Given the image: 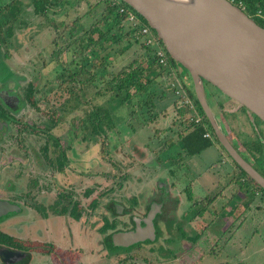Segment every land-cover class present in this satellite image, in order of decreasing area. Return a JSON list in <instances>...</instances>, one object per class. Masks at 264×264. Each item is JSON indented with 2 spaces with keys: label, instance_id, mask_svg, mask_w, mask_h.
<instances>
[{
  "label": "rangeland",
  "instance_id": "obj_1",
  "mask_svg": "<svg viewBox=\"0 0 264 264\" xmlns=\"http://www.w3.org/2000/svg\"><path fill=\"white\" fill-rule=\"evenodd\" d=\"M9 1L0 0V7ZM22 3L23 9L17 20H10L4 25L5 29L12 26L14 33L3 47L0 46V73L5 62L12 74L5 83L16 85L24 97L27 87L32 84L35 93L31 100L28 97L24 99L22 109L15 112L20 122L13 124L8 137L0 143V189L6 192L7 197L26 204L27 210L33 214L34 229H29L27 238H35V230L38 229L40 234L43 233V239L51 240L54 232L61 236L59 242L64 245L62 247H83V250L96 252L101 249L100 242L105 236L99 229L103 218L113 216L108 210L110 204L126 206L130 196H142L171 186L177 198H180L182 212L187 210L189 204L191 208L196 207V201L206 194V198L219 195L213 208L219 215L222 214V218L214 229H225L226 235L230 234L232 240L226 249L224 246L215 249L216 254H219L216 261L226 264L227 260L234 257L237 260H231L234 264H264V251H260L264 247V191L251 184L249 189L252 186L258 191H249L245 185L239 187L242 182L237 180L239 168L234 164L222 163L226 154H221L223 147L216 141L195 156L186 154L179 144V138L191 130L193 121L187 110L178 109L180 96L175 95L171 87L176 78L169 76V71L156 63L147 67L155 58L153 49L144 45L142 37L131 25L125 21L120 38L111 43L107 41L105 49L96 44L88 49L87 30L96 24L100 27L104 25L103 19L110 6L107 0L74 1L71 7L50 9L48 16L36 14L31 0H23ZM59 10L64 13H59ZM253 17L259 20L257 15ZM61 21L64 24L58 25ZM1 36H5L3 32ZM82 44L85 50L80 49ZM91 48L100 51V57L106 60L105 69L100 70L93 81L82 84L79 79L90 77L88 71L84 69L85 76H75L73 72L75 68L78 71L85 56L80 55V52L89 54ZM129 64L131 67L145 68V73L151 69L157 71V75L152 77L148 101H145L147 97H135L133 102L128 101L114 108L115 124L106 129V133L94 135L88 113L97 105L108 106L109 90L106 89V82ZM180 71L182 78H179L178 69L174 70L176 77L184 82L186 88L187 82L190 88H194L189 72L181 67ZM207 90L213 108L227 100L219 96L221 93L212 84ZM213 93H218L215 102L211 98ZM32 101H37V104L34 105ZM54 108L59 109L54 114L56 118L59 116V121L49 130L45 125L53 116ZM217 113L221 118L230 117L220 108ZM244 121L247 122V118ZM234 125L231 126L234 130L232 134L238 133L241 142L247 134L239 135L240 127ZM56 138L58 144H55ZM130 142L145 144L137 153ZM234 144L239 148L236 140ZM240 146L244 148L242 144ZM61 150L68 157L63 169L59 168L57 162ZM241 151L249 159L246 152L243 149ZM172 167L178 173L175 177L167 172ZM242 180L246 181L247 178ZM33 181H37V186H31ZM187 185L193 191V200H188ZM67 188L74 191V197L84 207L81 219L74 220L67 214L58 215L50 209L47 212L50 218H42L35 206L43 202L46 206L51 204L57 192ZM89 189H92L91 194L85 196ZM92 200L97 203L95 208L90 205ZM213 215L207 216L211 219ZM162 218L163 215L159 216L158 212L150 211L144 218L145 225L140 221V227L148 228L149 233H152L148 239L153 240L156 230L154 222ZM123 219L118 227L129 225L125 216ZM148 221L153 223L151 229ZM180 221L186 233H194L195 224L192 225L190 221L187 226L184 219ZM9 222L10 231L19 235V215L11 217ZM9 222L6 221V224ZM69 224L72 229L68 228ZM174 224L171 228L160 225L163 230L171 229V232L164 230L162 236L171 238L177 235L178 227ZM235 229L239 231L234 234ZM83 230H88L90 234L87 242L83 240ZM186 237L182 239L183 248L179 242L180 247H177V242H170L169 238L166 241L162 239L168 244L169 249L166 251L173 257L177 256L180 249L181 256L175 260L157 254L161 241L138 247L135 255L128 258H132V264H200L197 259L201 254L200 246H196L188 235ZM161 252H165V249ZM34 256L33 263L39 264L36 262L38 255ZM212 256L214 258V254ZM47 262L51 264L50 260ZM96 264L100 262L97 260ZM201 264H204V259Z\"/></svg>",
  "mask_w": 264,
  "mask_h": 264
},
{
  "label": "water",
  "instance_id": "obj_2",
  "mask_svg": "<svg viewBox=\"0 0 264 264\" xmlns=\"http://www.w3.org/2000/svg\"><path fill=\"white\" fill-rule=\"evenodd\" d=\"M155 30L170 56L191 75L196 97L222 145L264 189V176L248 163L221 130L205 97L203 82L264 121V27L230 0H122ZM20 209L0 200V217ZM151 227L153 223L147 222ZM148 228L113 233L115 245L150 237Z\"/></svg>",
  "mask_w": 264,
  "mask_h": 264
},
{
  "label": "flooded vegetation",
  "instance_id": "obj_3",
  "mask_svg": "<svg viewBox=\"0 0 264 264\" xmlns=\"http://www.w3.org/2000/svg\"><path fill=\"white\" fill-rule=\"evenodd\" d=\"M255 15H257V18H259V20H257L253 16L251 17L255 19L258 24L264 27V8L260 9L259 12L256 13ZM5 31H7V28L5 30H2L4 35H6ZM13 33H14V29H13ZM1 34H0V38H1ZM10 36L6 37L5 42L0 41V46L3 47V45L8 41ZM2 70L3 72L0 73L1 74L0 75V143H2L3 140L6 137H8L9 133L11 132L13 124L17 121L20 122L17 116L15 115V112L20 111L22 109L24 99L25 98L27 99V95L25 97L22 96V94L20 93L16 85H7L5 83V81L7 79H10L12 75L11 70L7 67L5 62H4V66H2ZM187 84L189 87L188 82ZM210 86L211 84L209 82L207 81L203 82L205 97L207 99V102L211 110L213 111L216 117V121L221 127V130L224 132L225 136L227 137L229 142L233 145V147L238 151V153L248 163H250L259 173H261L264 176V133H263L264 124L261 123L264 121L261 118H259L257 115H255L253 112H251L248 108L240 105L239 103L229 98L228 96H226L219 90L218 92L222 94L221 95L219 93L220 94L219 96H221L223 99L225 97L227 100L219 103L218 105L220 106H218L217 108L216 107L213 108V106L211 105L209 101V97L207 95V91H208L207 89ZM189 90H191L193 94L196 96L194 88L189 87ZM217 95L218 93L211 94V98L214 102H215V98ZM219 108L220 110H222L223 113L227 112L230 115V117L221 118L217 113V110H219ZM244 118H247V122L244 121ZM234 124H237L238 127H240L239 135L247 134V136L245 135L246 138L244 137L241 140V142L239 141L237 137L238 133L232 134L234 133L233 132L234 130L232 128L233 126H235ZM211 129H212L211 130L212 139L215 140L217 138L215 141L218 142L224 149V150L223 149L220 150L221 154L222 153L226 154L225 155L226 158L223 159L224 161H222V163H227V164L229 163L228 165L234 164L235 166L239 168V171H238L239 176L242 175L241 173L244 170L240 167V165H238V163L228 153L227 149L222 145L219 138L215 134V130L213 129L212 125H211ZM235 140L239 144V148L238 146L234 144ZM241 144L244 146V148L240 146ZM242 149L246 152L249 159L246 158L242 154V151H241ZM58 160H59V157L57 156V162ZM167 172L171 177H175L178 175L177 170H175L173 167L168 169ZM246 177H243V179L246 180ZM61 194L64 195V197H62V202H61L62 206H67L69 209L71 208L74 209L77 207L79 212H81L83 215L84 207H82V204L77 200V198L74 197V194H75L74 191L71 188H67V190L57 192L56 194L57 197L53 200L51 204L47 206L44 205V202L43 204H40V206L42 207L41 210H38L35 207L36 210L41 212L40 216L42 218L44 219L50 218V216L47 214L48 209L52 211L51 206L61 198L60 197ZM176 195L177 194L173 192L171 186L170 187L164 186V187H161L156 192L155 191L147 192L142 196H130L128 199L129 204L126 206H123L118 203H114V205L110 204L108 210L113 216H107V217L105 216L103 218V222L100 225L99 229L103 231L104 227L106 226L107 219H109L111 223L115 221L117 223L116 228L110 229L108 231H103L105 236L102 237L101 242H100L101 249L99 248L98 251L92 252V251L83 250L84 249L83 247L81 248H78L75 246L70 247V248L62 247L64 245L60 244L59 242L60 241L59 239L61 238V236L58 234H54V232L52 233L51 240L43 239L44 235L43 233L40 234L38 229L35 230L37 233L36 237L32 239L27 238L26 235H23V231L21 234L20 229H19V235L12 233L10 229L8 228V226L11 225L9 220L13 216L20 215L23 212H27V206L23 202L21 203L17 201L16 199L7 197L6 192L1 191L0 189V200H8L20 206V209L18 211L10 212L0 217V233L7 234L8 236H13L15 239L21 240L20 245L11 244L10 241H8V243L0 242V264H34L33 262L36 257L34 256L35 254L38 255L37 257L38 261L36 262H39V264H48L47 262L48 260H50L51 264H96L97 260L100 262V264H103V262L105 264H109V262L111 264H132L130 262L132 258H128V257L134 256L138 247L144 244L147 245V244H154L157 242L160 243V241L162 243L158 245L157 254H159V256L164 255L165 257H168L169 251H166V250L169 248H168V244H166L165 241L169 237L162 236V232H164V230L168 232V230L167 228L166 229L164 228L163 230V228H160L159 226L160 225L167 226L166 220L169 217L173 216L175 218V215L177 217L180 216V215L178 216V213H176L178 212L179 207H180V198H177ZM85 196H89V194H86L85 192ZM92 202L93 200L90 202V205ZM96 205L97 203L95 204L93 208H95ZM150 211L158 212L159 216L163 215L164 217L154 222L156 230H155V236L153 237V240L147 239L145 241L132 244L130 246L115 245L113 243V240H112L113 233L120 231V230H126V231L135 230L138 225V221L139 223L141 221L142 225H145L144 218L146 217L147 213ZM58 215H61V214H58ZM67 215L73 218L74 220H76L75 216H73L72 214H67ZM124 216L127 219L126 221L129 222V225L126 227H118L119 222L121 220L122 221L125 220L123 219ZM6 221H8L9 224H6ZM28 221L29 219L25 220L23 224L24 225L27 224ZM68 228H71L70 224L68 225ZM109 234L111 235V242H112V245L114 246L113 249H109V246H108V235ZM162 239H164L165 241H162ZM182 239L183 238H180V241H179V243H181V248H183ZM195 245L197 246V241L195 242ZM163 249H165V252H161ZM176 255L177 256L173 257L172 260L179 258L181 256V252L178 251ZM197 259H198V256H197Z\"/></svg>",
  "mask_w": 264,
  "mask_h": 264
},
{
  "label": "trees",
  "instance_id": "obj_4",
  "mask_svg": "<svg viewBox=\"0 0 264 264\" xmlns=\"http://www.w3.org/2000/svg\"><path fill=\"white\" fill-rule=\"evenodd\" d=\"M23 0H10L8 3H6L2 8L0 7V34L2 33V30H5L4 25L6 23H8V21L10 20H14L16 21L18 16H19V12L22 11V7H23ZM33 7H34V12L38 15H43V16H48V11L50 9H54L59 7L60 9L62 8H66L68 5H70V7L72 6L71 4L75 2H81V1H89V0H31ZM232 1L234 4L240 6L249 16H254L260 9L264 8V0H230ZM120 5H123L124 7H126L127 10H132L134 11L142 20L144 23H146L147 25L148 22L139 14L137 13V11H135L130 5H128L127 3L123 2L122 0H120ZM109 12L108 14H106L104 16L105 22L104 25L102 27H100L98 24L91 26L87 32L89 34L88 36V40H89V44L87 46V48L89 49L90 46L93 44H96L98 46H102L104 48L105 43L107 41H109V43L116 41V38H120V33L122 34L124 32V22L127 19V13H123L120 12L118 10V7L116 6H108ZM66 10V9H63ZM59 13H64L61 10L58 11ZM64 22L61 21L60 23H58V25H63ZM117 27V30L114 31V29ZM153 30V29H152ZM114 31V32H113ZM153 32L155 33L158 42L160 44L161 47H163V49L167 52L166 47L164 45V43L162 42V40L158 37L157 33L155 32V30H153ZM6 35L5 37L1 36L0 41L5 42L6 41V37L10 36L13 34V28L12 26H7V31H5ZM98 35L97 38L95 39V35ZM79 40V39H78ZM84 43V42H82ZM83 44L82 46H80L81 50H85V48H83ZM128 47V46H127ZM150 48V47H149ZM105 49V48H104ZM153 49V48H152ZM86 51H81L80 55H85L84 58H82L81 60V67L78 69V71H75L74 69V75L75 76H85L84 73V69L85 71H88L87 73L90 74V77L88 78H81L79 79L80 83L84 84L86 82L89 81H93L96 76L98 75L100 70L105 69V64L106 60L104 61L102 58L100 57V51L96 48H91L89 50V54L86 53ZM169 60H170V65L172 67L173 70L178 69L180 73V75H182L181 71H180V67L184 68L179 62H177L175 59H173L170 54L167 52ZM153 55L155 57V53H154V49H153ZM158 64L156 58L153 59L152 62H150L148 64V68H150V66L152 64ZM161 68H164L166 70H168L170 72V67H164L162 65H159ZM145 68L141 67V66H137V67H131V65L129 64L128 67H125L123 69L120 70V72L118 74H116L111 81L106 82V89L109 90V98H108V106L104 107L101 105H97L96 108L91 109V111L88 113V119L91 121L92 123V133L94 135H100V134H104L107 132L106 129H110L112 128V126L115 124L113 121V110L116 107H119L120 105H124V103H127L128 101H132L134 100V98H142V97H147L146 98V102L148 101L149 96H147L150 91H151V85H152V77H154L155 75H157V73H155L156 70H150L149 73H145ZM157 72V71H156ZM76 78V77H75ZM69 79V78H68ZM66 79V80H68ZM74 79V78H71ZM35 89L33 88L32 84H29V86L26 89V95L28 97V100L31 98V96L35 93L34 91ZM189 93L191 96L194 97L195 102L197 104V106H199L200 108V113L203 115V118L200 122L198 123H194L193 122V126L191 128V130L189 132H187L186 134L182 135L179 138V144L182 147V149H184V151L186 152V154L190 155V156H195L199 153H201L202 151H204L205 149L211 147L214 144V141L212 138H208L205 136L207 129H211V125L210 122L208 120V118L206 117L204 111L202 110V107L199 103V101L197 100V98H195V95L193 94V92L191 90H189ZM99 94V92H97ZM151 96V95H150ZM31 100V99H30ZM31 103H33L34 105L37 104V101H32ZM53 116H50L49 121H47L46 123V128H48L49 130L53 127H55L59 121V116L56 118L54 116V114L56 113V110H59L57 108L53 109ZM182 117V115H181ZM212 130V129H211ZM94 138V137H93ZM96 139V138H94ZM55 144H58V139H55ZM59 160H58V166L59 168L63 169L64 165L66 164V162L68 161V157L66 155V153L61 150V152L58 155ZM242 175L238 177V181H242L240 182L239 187L245 185L247 186V190H251V189H256L251 185H257V188H260L261 190L264 191V189L259 186L253 179H251V177H249V175H247L245 173V171H242L241 173ZM246 177L247 180L244 181L242 180L243 177ZM31 186H37V181H33ZM258 190V189H257ZM186 191L188 194V199L189 200H193V193L192 190L190 188V186L186 187ZM92 189H89L86 194H91ZM61 198L56 201L52 206L51 209L53 212L57 213V214H72L73 216H75L76 219H80L82 213L79 212L78 208H74V209H69L67 206H62L61 202H62V197H64L63 194H61L60 196ZM213 200V198H203L201 200H199L198 202L196 201L195 205H198V203H201L202 207L197 208V207H193L192 209V213H190L187 218L190 219H194L197 215L201 214L203 209H205V207L208 206V204L211 203V201ZM206 201V202H205ZM195 202H193L194 204ZM96 204V201L93 200V202L91 203V206L94 207ZM38 210H41L42 207L40 205H36L35 206ZM44 208V207H43ZM116 222L113 221L111 223V221L109 219L106 220V226L104 227L103 231H108L110 229H115L116 228ZM170 224V223H169ZM178 231H180V233L178 232L177 235H175L174 237H171L170 240L171 242H177V247L178 246V242L180 241V238H184L186 237L188 234L183 230V225L181 223H178ZM189 240H191L192 242H196L199 238L200 235L199 233H195L192 236L188 235ZM8 241L11 242V244H21V240L20 239H15L13 236H8L7 234L4 233H0V242L2 243H8ZM29 243V242H28ZM108 246L109 249H113V245L111 242V235H108ZM180 251V249H179ZM170 253V252H169Z\"/></svg>",
  "mask_w": 264,
  "mask_h": 264
},
{
  "label": "crops",
  "instance_id": "obj_5",
  "mask_svg": "<svg viewBox=\"0 0 264 264\" xmlns=\"http://www.w3.org/2000/svg\"><path fill=\"white\" fill-rule=\"evenodd\" d=\"M136 132H138V131H136ZM129 140H131V139H129ZM130 143L133 144V146L135 148L134 151L137 152V153H140V151H141L140 149H142V147H141L142 144H145V143H142V144L139 145L138 142H134V143L130 142ZM192 193H193V191H192ZM205 197H208L207 194L205 196H202L199 200H201V199H203ZM211 198H213V200L211 201V203L208 204V206L205 207V209H203L202 213L199 214V215H197L194 219H190L189 220L187 218V216L190 213H192V212L189 213V211H192L191 209H193V208L190 207L191 204H189V206H187V210L186 211H183V212L180 211V207H179V210L176 213H178V216L179 215L180 216L177 217L175 215V218L173 216L172 217H169L170 220L169 221L166 220L167 221V227L171 228V225L174 224V223H175L174 225H176L178 227V223L181 222V221H179V219L180 220L181 219H184L187 222V226H188V223L191 221V224L192 225L195 224L197 227H195L196 230L191 229V230L194 231V233H189L187 231L189 233V234L188 233L187 234L189 236H192L195 233H199V235H200V238L197 241V244H198V246H200V249H201V252H200L201 254L198 257V259L200 260V264H201L202 259H204V264H223L222 262H219V261H216L215 260L216 258H219V254L218 255L216 254L215 249L218 246H224V249H226V247L228 246L229 242H231L232 237L230 236V234H228V236L226 235L227 234V231L225 229H221L220 231H216L214 229V227L217 224V222L222 218V214H220L221 215L220 216L218 214L217 210H215L213 208V206L215 205V203L218 201L219 195H217V196L214 195ZM199 200H197V202ZM238 204H241V202H239ZM196 207L197 208L202 207L201 203H198V205H196ZM208 214H214V215L210 219L207 216ZM19 217L21 218V224H20L21 225V228H19L21 230V234H22V231H23V235L28 236V234L30 232L29 229L31 227L34 229V225L33 224H34L35 218H31V217H33V214L31 212H29V210H27V212L21 213L19 215ZM27 219H29V221L27 222V224L24 225L23 223ZM80 219H76V220H80ZM227 222H229V221H227ZM191 224H189V226L192 228V225ZM197 228H198V230H197ZM235 230L233 231L234 234L239 231V229H237L236 231ZM120 231H124V230H120ZM168 231L171 232V229L168 230ZM81 232L83 234V240L85 242H87V240H88V237L87 236L90 235L88 233V230H85V231L83 230ZM84 232H85V234H84ZM73 233L75 234V230L73 231ZM169 241L171 242L170 238H169ZM197 251H198V249H197ZM260 251H264V247H262L260 249ZM217 253H219V252H217ZM213 254H214V258L212 256ZM168 257H173V256L171 254H169ZM231 260L232 261H234V260L237 261L236 258L233 257V258H230V261L227 260L226 261V264H234V263H231Z\"/></svg>",
  "mask_w": 264,
  "mask_h": 264
},
{
  "label": "built area",
  "instance_id": "obj_6",
  "mask_svg": "<svg viewBox=\"0 0 264 264\" xmlns=\"http://www.w3.org/2000/svg\"><path fill=\"white\" fill-rule=\"evenodd\" d=\"M107 1L110 3V5L118 7V10L120 12L127 13L126 21L131 25L130 27L136 31L138 36L142 37L144 45L154 49L155 58L158 64L164 67H170L169 76L171 75L176 78V81L171 84V87L173 88L175 95L179 94L180 96V99L177 103L178 109L187 110V112H189L190 114L191 121H193L194 123L200 122L203 118V115L198 110V106L194 100V97L190 95L188 91V85L186 88V86H184V82L179 79L180 77L182 78V76H180V73L178 74L179 78L176 77L175 72L170 65L168 54L163 49V47L160 46L152 28L144 23L143 20L134 11L127 10L126 7L120 5V0ZM205 136L208 138H212V134L209 129H207Z\"/></svg>",
  "mask_w": 264,
  "mask_h": 264
}]
</instances>
